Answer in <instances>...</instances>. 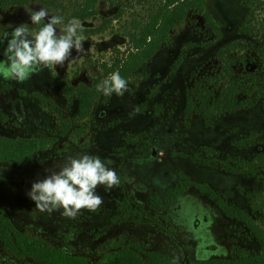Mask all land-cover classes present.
Instances as JSON below:
<instances>
[{
	"label": "flooded vegetation",
	"instance_id": "flooded-vegetation-1",
	"mask_svg": "<svg viewBox=\"0 0 264 264\" xmlns=\"http://www.w3.org/2000/svg\"><path fill=\"white\" fill-rule=\"evenodd\" d=\"M27 5H15L18 10L7 18L16 23L30 21V15L21 9ZM234 34L235 40L241 38L239 31L234 30ZM88 35L94 34L84 37ZM87 45L83 43V47ZM5 47L6 42L0 45V60ZM74 55L75 51L63 67L52 68L57 75L50 74L49 68L24 83L0 78V264H230L242 253L250 257L263 253L260 236L235 218L237 211H246L232 202L233 194L210 187L211 180H204L209 163L202 162L193 178L194 155L192 147L186 145V132L191 130L187 117L194 109L188 110V97H184L180 123L175 122L176 113L169 120L161 119L160 105L149 107L147 102L153 98L142 95L141 101L140 93L133 98L137 103L131 98L114 103L115 94L101 93L92 102L90 114L81 118L77 110L82 90H93L98 75L90 82L66 76L64 69ZM163 56H167L166 51ZM179 64L173 66L169 77L162 78H168L166 81L157 83V78L148 84L156 89L157 104H161L167 82L183 71L184 65ZM131 102L133 106L128 107ZM64 108L69 117H65ZM197 114L203 125L209 122ZM201 138L200 148L206 149L209 141L217 145L211 140L212 132L206 131ZM228 138H232L228 133L221 135L222 141ZM248 142L239 141L238 150ZM250 145L246 147L250 152L264 150L259 144ZM77 153L98 156L117 172L120 184L111 190L97 189L103 204L96 212L81 210L75 219L65 218L59 211L37 212L26 195L31 185L48 175L46 169L58 171ZM223 173L239 177L227 168ZM198 174L204 181L196 185ZM211 212L241 223L261 248L250 255L234 242L229 248L224 241L209 242L206 224L213 220ZM200 238L199 244L194 242ZM118 258H126V262L117 263Z\"/></svg>",
	"mask_w": 264,
	"mask_h": 264
},
{
	"label": "rangeland",
	"instance_id": "rangeland-1",
	"mask_svg": "<svg viewBox=\"0 0 264 264\" xmlns=\"http://www.w3.org/2000/svg\"><path fill=\"white\" fill-rule=\"evenodd\" d=\"M215 1L218 5H214ZM9 7L0 9V32H11V28L4 27L9 24L15 27L23 23L33 27L30 21L16 23L7 18L10 15L9 13H15L18 10L15 5ZM112 7L111 2L100 0L95 15L85 19L79 18L82 15L79 0H61L53 5L52 11L50 10L51 6L44 5L43 1L32 0L29 5L21 9L30 14L29 9L38 11L40 8H44L49 12V16L59 15L63 17L64 23L73 18L80 21L83 30L86 29V33H83V31L78 32V35L84 38L82 43L88 44V47H83L86 54L78 53L77 55L75 52L73 59L65 67L64 74L75 76L80 81L90 82L101 72L100 67L103 63H112L116 56V50L124 52L129 49L128 36L125 33L129 31L132 19L142 22L146 13L137 0H124L114 8ZM259 9L256 15L261 21L264 18V0L261 2ZM68 11L69 13H67ZM246 11L243 0H207L206 12L212 20L218 23L221 34L220 40L218 41L215 38L216 33L211 30L207 17L190 14L182 26L171 31L165 46L141 68L139 74L134 77L136 80L131 81L128 85V91L125 95L117 97L114 103H119L118 101L121 102L124 99L130 100L128 98L133 99L137 93H140L141 101L143 100L142 95H148L153 98L147 102L149 107L160 105L163 110L161 119L169 120L173 113H176L175 122L180 123L181 114H184V97H188V101L193 100L194 102L195 91L198 92L199 89L207 87V77L219 74L216 52L228 40L236 37L234 30L239 31ZM47 19L48 17L45 18V22H47ZM59 27L57 26L58 31ZM232 27L234 30H232ZM31 30L35 31L34 28ZM90 33L94 35H88V38L84 37ZM262 41H264V32L261 34L260 39L256 38L248 41L240 39L238 40V50L231 54V79L237 85L236 96L238 99L247 102L249 107L232 113L229 117H218L215 120H211L210 117L209 122L207 121L208 123L203 125L201 117L197 114L200 111L199 106L194 105V111L187 117L189 118L187 125L188 127L191 126V130L186 132V145L191 146L193 150V178L197 177L195 171L200 169V164L208 162L207 171L204 172V180L208 182L211 180L209 182L211 185H208L223 188L224 192L229 195L233 194L232 202L240 205L264 229V165L261 164L249 169L248 167L242 168L240 164L241 162H251L260 154H264V150L257 153L246 150L249 144H251V147L258 144L264 147V108L261 104V94L264 92V64L260 62L256 53V49ZM163 51H166L167 56H163ZM169 61H172V63L166 66ZM177 63H180L179 66L184 65L183 71L172 76L175 78L171 79V83L167 82L168 85L163 90L161 104H157L155 102L158 99L156 89L155 87L149 88L148 84L157 78H160L157 83L162 80L166 81L168 78H162L169 77L170 71ZM50 74L57 75L52 68H50ZM151 74L153 77H151ZM137 80L138 83H136ZM143 80H145L144 84L142 83ZM133 103H137V101L133 99ZM133 103L131 102L128 107H132ZM63 111L65 117L71 115L68 114L65 108ZM198 121L201 122L200 126L196 124ZM153 122L154 120L152 124ZM192 122L193 125H191ZM101 124L104 127L107 125ZM147 124L151 123L148 121ZM202 126L207 127V130L202 129ZM216 128L217 130H215ZM206 131L208 133L212 132L214 140H211L214 144H217L213 146L209 141L205 146L207 150L199 147L204 140L201 137L206 136ZM224 133L230 134L232 138L222 141L221 135L223 136ZM198 136L201 137L196 138ZM205 139L207 138L205 137ZM246 139L249 140L245 144L247 146L238 150L239 141ZM229 144H231V147H229ZM219 145L220 148H218ZM210 149L214 150L215 155ZM228 156L230 157L229 160L227 159ZM226 167L236 168L237 172L235 173H238L239 177L230 178L228 173H223ZM204 180L198 174V179H194V183L198 185ZM237 200L240 202H237ZM210 216L213 220L206 224L208 235L210 234L209 242L212 241L217 244L224 241L228 248L234 242L238 244L239 249L246 250L250 255L256 254L261 248L238 221L231 218L223 220L214 212H211ZM200 241L201 238L194 242L199 244ZM222 251L224 249L219 250V252Z\"/></svg>",
	"mask_w": 264,
	"mask_h": 264
},
{
	"label": "trees",
	"instance_id": "trees-1",
	"mask_svg": "<svg viewBox=\"0 0 264 264\" xmlns=\"http://www.w3.org/2000/svg\"><path fill=\"white\" fill-rule=\"evenodd\" d=\"M31 1L32 0H0V8L4 9L12 5H25L29 4ZM41 1H43L44 5L48 7L51 6L50 10L52 11L53 5L61 0ZM79 1L82 9V15L79 17L80 19L95 15L100 0ZM107 1L111 2L113 5L112 8H114L119 2L124 0ZM206 1L207 0H137L146 13L142 22L137 19H132V23L128 29L129 31L125 33V35L128 36L127 44L129 49L124 52L116 50V56L112 63H103L101 65V72L95 80L96 87L93 90H82L77 114H79L81 118L90 114L92 102L101 94L96 90L97 85L113 72H119L128 82H130L131 78L137 76L141 68L168 42L171 31L182 26L190 14H199L207 17L208 24L211 30L216 33L215 38L219 41L221 38L219 25L207 14ZM261 2H263V0H243V4L247 11L239 29L241 40L248 41L250 39L255 40L256 38H261V34L264 32V18L259 21L256 15L260 10L259 6ZM67 13H69V11ZM42 26V24L36 26L37 31L39 27ZM81 31L86 33V30H83V28L79 30L80 33ZM240 39L226 42L217 50L216 58L219 65V74L207 77L206 86L208 88L199 89L198 92L195 91L194 102L193 100L191 102L188 101V110L194 109V105L197 103L200 110L198 112L206 122L210 117L234 112L248 106L247 102L237 99V85L235 81L231 79V54L238 50V40ZM256 53L260 62L264 64V41L260 43L259 47L256 49ZM261 98V103L264 108V92L261 94ZM86 101L87 104H85ZM240 164L242 168L248 167L249 169L255 168L261 164L264 165V154L259 155L251 162H241ZM226 168L232 172H237L235 170L236 168ZM235 215V218L244 221L252 231L260 236L261 244L264 247V230L253 222L248 213L237 211ZM38 252L40 251L38 250ZM232 261L230 264H264V251L255 257L246 256L242 253L239 260L234 259ZM116 262H126V258H118ZM222 262L223 264L228 263L227 261ZM209 264L218 263L211 262Z\"/></svg>",
	"mask_w": 264,
	"mask_h": 264
},
{
	"label": "clouds",
	"instance_id": "clouds-1",
	"mask_svg": "<svg viewBox=\"0 0 264 264\" xmlns=\"http://www.w3.org/2000/svg\"><path fill=\"white\" fill-rule=\"evenodd\" d=\"M30 23L4 27L12 31L0 32V45L5 44L0 60V78L6 81L24 83L33 75L45 69L63 67L72 53L86 54L82 36L78 35L82 25L78 19L64 23L59 15L49 16L40 8L29 9ZM48 17L47 22L45 18ZM38 31L31 29L36 26ZM59 27V31L57 30ZM97 92L104 96L123 97L128 91V81L119 72H113L97 85ZM48 175L34 182L27 192L39 213L59 211L68 219H75L81 210L96 212L103 204L97 189L111 190L120 184V177L114 169L106 166L98 156L77 153L69 156L58 171L47 170Z\"/></svg>",
	"mask_w": 264,
	"mask_h": 264
}]
</instances>
